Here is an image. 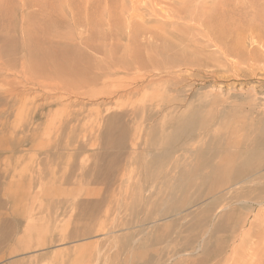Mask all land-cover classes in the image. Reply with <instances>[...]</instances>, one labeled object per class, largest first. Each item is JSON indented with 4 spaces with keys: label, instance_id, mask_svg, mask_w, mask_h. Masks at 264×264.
I'll return each mask as SVG.
<instances>
[{
    "label": "rangeland",
    "instance_id": "rangeland-1",
    "mask_svg": "<svg viewBox=\"0 0 264 264\" xmlns=\"http://www.w3.org/2000/svg\"><path fill=\"white\" fill-rule=\"evenodd\" d=\"M177 1L0 0V98L9 95L12 103H15L10 109V116L3 115L2 120L0 119V159L8 162L1 165L2 169L7 170L2 173L3 176L7 174L2 184L7 193H3L1 197L5 200L7 197L19 200L23 198V228L26 231V234L24 231L20 233L23 243L16 234L7 240L0 236V264H146L131 252L120 250L121 240L126 235L136 239L145 236L152 240L159 238L157 247L164 249L165 254H173L175 249L181 248V243L178 244L177 240L185 239L188 234L185 229L191 223L190 219L182 221V227L170 224L167 227L154 228L146 225L145 232H140L142 226L128 228L125 225L136 219L131 206L135 204L134 209H141L148 202L146 209L149 208L151 203L146 200L147 196L158 192L151 172L166 169L168 161L176 158L173 155L163 161L165 168H160V164L154 168L145 165L152 160L146 145L151 140L146 138L145 133L155 128L160 132L161 127L170 129V125L163 120L162 114L156 117L157 120L151 121L143 113L173 107H178L179 112L186 111L189 103L198 104L211 94L221 95L224 100L257 95L264 101V79L262 80L263 74L260 70L264 69V14L261 13L264 10V0H250L258 8L252 9L261 13L258 20L256 18L255 22L249 21L256 24L257 33L260 34V38L256 39H260L262 43L258 45L250 40L247 46L255 48L252 55L259 62L253 64V67L235 62L236 67L230 71L231 76L223 80L214 76L216 67L214 68L213 61L202 52L205 47L198 42L194 27L182 28V25L177 24L178 21L173 25L172 21L176 20L169 13L177 6ZM236 1L230 0L231 4L228 0L224 1L229 5L228 10H231L228 13L239 7V2ZM197 4L202 7L203 2ZM226 5L217 14L224 16L227 13L224 12ZM193 60L203 61L206 65H189ZM174 62H178L180 67H174ZM147 65L149 69H146ZM46 68L54 70L52 76L45 73L49 72ZM237 69H240L239 75L234 72ZM9 93H14V96ZM217 109L216 113L219 109L224 112L222 106ZM40 113H43L42 118L34 121ZM114 116L122 117L118 122L121 123L119 127L130 132H127L123 145L108 148V139L104 137L107 136L104 132ZM217 127L218 124L213 129ZM23 128L26 132L30 130V137L35 136L28 145H24ZM122 134L123 131L117 128L113 136L116 139L122 137ZM224 137L225 134L219 132L216 143L212 138L213 144L218 146ZM55 139V160L41 164L46 159L48 145ZM185 140L182 139L179 143H184ZM191 143L196 145L197 141ZM247 148L246 140L242 139L232 150L244 153ZM20 157H24V160ZM113 159L116 160L115 163H111ZM16 160L19 162H15ZM184 160L183 157L181 161ZM241 160L239 158L238 163ZM258 160L254 157L251 163ZM51 170L55 173L54 178L50 175ZM39 173L43 178L36 181L33 179L34 175ZM12 174H15V178ZM98 175H101L100 179ZM50 179L56 183L54 190L59 189L60 199L63 196L66 199V192L60 190L61 187H65L67 192L73 191L72 198L67 202L51 205L50 199L48 200L52 195L49 187L54 182ZM109 185L112 189L116 187L114 193L117 195V199L110 203V216L91 222L77 206L78 199L82 197V192L85 195L92 187H103L107 190ZM138 191H142V194H138ZM188 192L187 194L191 193ZM225 195L227 191H220L216 199L219 200ZM253 195L250 198H247V194L237 198H225L219 203L221 207L224 203L228 206L226 213L229 214L228 220L231 219V223L234 218L247 220V230L243 232H249V236H245H248L247 241L250 240L251 243L257 240L256 235L259 232L264 235V203L258 205L256 200L257 197L264 199V180ZM131 201L135 203L132 204ZM176 201L178 200L167 199L163 202L164 205L158 204L157 209L162 211L166 209V204ZM106 206L108 205L105 208ZM188 210L195 211V208L189 207ZM163 217L164 222H171L175 218L172 213ZM258 220L261 224L257 223ZM141 223L142 220L139 224ZM82 231L87 234L83 235ZM219 234L226 235L228 231ZM165 242L169 244L164 248ZM242 242L232 243V247ZM249 242L244 241L240 251L235 254L239 260L246 256V252H249V256L254 253V245ZM19 245L23 247L19 248ZM18 249L20 251L17 252ZM229 252L231 254V249ZM157 257L158 253L147 264H151V261L156 263ZM195 257L196 255L191 258ZM178 260H174L172 264L185 263L180 262V258Z\"/></svg>",
    "mask_w": 264,
    "mask_h": 264
},
{
    "label": "bare ground",
    "instance_id": "bare-ground-1",
    "mask_svg": "<svg viewBox=\"0 0 264 264\" xmlns=\"http://www.w3.org/2000/svg\"><path fill=\"white\" fill-rule=\"evenodd\" d=\"M224 1L225 0L223 1L222 0H178L176 2L177 6L172 8V10L169 13V15H171L176 20V21H172L173 25L176 24V22L178 21L177 24H179L180 26L182 25V28L186 26L194 27L198 42L203 44V46L205 47L204 49L201 48L202 52L205 53L206 58H209L210 60L213 61L212 64H214L213 65L214 68L216 67L214 69V76L216 77V79L218 78V80L220 79L223 80L224 78H229L231 76L230 71L233 70L234 67H236V65L234 66L235 62L245 63V65L247 66L250 65V67H253V64H257L256 62H259V59L256 58L255 55H252L253 52L255 51V48H250L247 45L250 40L257 44L262 43L260 39H256L257 37L260 38L259 36L260 34L257 33V27L255 26L256 24L250 21L255 22L256 18L259 15H261L262 12L264 14V10H263L264 6L261 4L263 6L262 7L263 11H261V13L260 12L258 13L259 10L254 11L252 9V7L254 9H258L256 7L257 5L254 4V2H251L250 0H237L236 2H239L238 3L239 7H235L234 6L235 4L234 5L232 4L233 7H235L236 9H232V12L228 13L231 10H228L229 5H226ZM229 1L230 0H228V3L231 4L232 2ZM199 2H203L202 7L198 6L197 3ZM225 5L227 7L224 12L227 13L226 14L224 13L225 14V15L223 14L224 16H220L219 13L217 14V11L220 8H225L224 7ZM258 5H260V3ZM251 9L254 11L253 14L251 13L252 12ZM262 18L263 15L261 16V19ZM179 21H182V23H179ZM230 59H235L236 61H232ZM230 61L232 63H230ZM168 62L169 61L167 60V63ZM190 63H193L192 64L193 66L194 64L196 66L206 65V63L200 60L190 61L189 65ZM174 65H175L174 67H177L176 65L179 64L178 62L177 63L174 62ZM183 65L185 66L186 63ZM136 67L139 68V66ZM186 67H188V65ZM46 69L49 70L48 68ZM146 69H149L148 65L146 66ZM237 70L238 71H234V72H237V74L239 75L241 73L240 69ZM260 70L263 74L262 77L263 80L264 69L260 68ZM43 71L44 70H42V73ZM250 71L254 73V71L252 70ZM52 72H54V70L50 69L49 72H45V73L47 74L49 73L50 74L49 76H52L51 75L53 74ZM46 77L48 76L46 75ZM262 88H264V86ZM229 90H231V88H229ZM14 93H12L13 95H11V93L9 94L10 96H14ZM228 95L230 96L231 94L229 93ZM222 99L223 97H221V95L211 94L208 98H205L203 101H200V103L198 104H195L193 102L189 103L186 111L179 112L178 107H173L172 109L161 108L160 110L155 112L153 109V111L146 112V114L143 113L146 119H149L151 121L152 119L157 120L156 117L162 114L161 116L164 117L163 120H165L170 125V129H167L165 125L166 128L161 127L160 132L158 128H155L148 130L145 133L147 136L146 138H149V140H151L146 145L149 148L148 150L149 154L152 156L151 162L146 163L145 161L146 163L145 165L150 168H154L157 167V164H160L161 165L160 168H161L163 166L162 165L163 161L169 159L173 155H176V158H171L168 161L166 169L151 172V176L156 182L154 184L158 186L157 187L158 192H156V194L151 193L149 194V196H147L146 200H148L151 203V206L147 209H146V207H148L147 201H146L147 202L146 207L142 206L141 209L138 208L134 209L135 202L131 201V203L134 204L133 205L134 207L131 206L133 208L132 214L134 217L136 216V219L134 221L132 220L131 222L125 223V225L128 228L142 226L140 232H145L146 225H149L150 227H154V228L167 227L170 224L175 226L181 225L180 227H182L184 224V223L182 224V221H184L185 219H190L191 223L185 229V231L188 232L185 239L182 241L177 240L178 244L181 243L180 246L182 249L181 248L175 249L173 254H171L170 252L165 254V252L163 251L164 249L160 250V248L157 247V244L159 243L160 240L159 238H155L154 240H152L150 238H146V236L144 238L142 237L139 239H136L134 236L133 237L130 236V238L128 237L129 235H126V237L124 236L120 243L121 244L120 250L131 252L133 256H136L137 259H140L139 261L146 264L148 263V260H152L153 259L152 257H154V255L157 253H158V257L156 259L157 261L155 260L156 263L152 262L153 261L152 260L151 264H172L174 260L179 261L178 260L179 258L181 259L180 262L182 261L185 262L184 264H264V235H262L261 232H259V234L256 235L257 237L256 241H253L252 243L249 242L250 240L247 241L249 232H247V234L243 232L246 229L247 220H242L241 218L240 219L234 218L231 223L229 221L231 219L228 220L229 214L226 213V209L228 208V206L226 205V203L224 204L221 203L222 207L219 204L221 200L224 201L225 198H232V197L237 198L240 195L242 196L247 194L249 196L247 198H250L251 197L250 195H253L254 191L258 189L259 184L262 182V180H264V108H263L264 101L262 98L258 97L257 95L254 97L253 96L234 97L233 99L231 98L232 100L231 99L222 100ZM0 103L2 105L0 106L1 108L0 119H1L3 115L8 116L9 113L12 112V110L10 109L14 107L15 103L14 102L12 103V97H9V95L2 96V98H0ZM219 106L223 107L222 110H224V112L220 111V109L219 112L217 113L215 112V110H218L217 107ZM36 116L37 117L34 119V121L36 119L39 120L40 118H42L43 113H40L39 115ZM121 119L122 117L120 118V116L117 117L114 116L109 120V125L106 128V131L104 132V134L107 135L104 137L108 139L107 140L108 142L106 141L108 143L107 144L108 148H113L119 144L123 145V140L124 138H126L125 136L127 132H130L126 130L124 127L122 128L119 127L121 123L119 124L118 122L121 121ZM9 121L10 120H8V122ZM161 124L160 126H163ZM217 124L218 127L213 129V126L216 127ZM12 125L13 124H11V126ZM4 127H6L5 124ZM117 128L123 131V134L122 137L115 139L113 135L115 130H117ZM10 129L9 131H12ZM70 129L72 130V127ZM22 131L24 137L22 138L25 142L24 145L30 144L35 136L30 137V135H28V133H30V130L26 132L25 128H23ZM219 132L224 133L225 137L224 140L221 142V144L218 143L219 145L217 146V144L214 145L213 142L214 143L217 142V138L219 137ZM159 134L161 136H159ZM212 138H213V142H212ZM56 139L54 140L53 143L50 144L48 141L47 145L48 144L49 145L47 149L48 150L47 156L44 162L41 161V164L44 163L47 164L48 162H53L55 160L56 158L55 148L57 145ZM182 139H186V140L184 141V143H179L182 142ZM242 139L246 140L248 148L244 153L243 152L241 153L239 151H238L239 153L234 152V150L232 149L233 148L235 149L237 147V144L240 143ZM191 141H197V144L195 145L191 143ZM209 142L212 143L209 144ZM68 144L69 143H67V146ZM241 149L240 151L244 150ZM143 156L145 157V155ZM179 157L181 158L179 159ZM183 157L185 158V160L181 161ZM254 157H257L259 160L255 163L253 162L251 163V159H253ZM20 158L24 160V157L23 158L20 157ZM216 158H218L219 161H216L217 160ZM239 158H242V160L239 161L238 163ZM1 159H0V236L3 238V240H7L9 237H12L14 234H16V236H20L19 241L23 243V237H21L20 234L21 231L23 232L25 230L23 228V223H24L23 222L24 214L22 212L24 211V209H22L23 198L19 200L14 197H7L8 199L5 200L3 199V197H1L3 193L4 194L7 193L6 189L4 190L3 188L4 186L2 185L5 182L4 176H7V174L3 176L2 173L7 170L2 169L1 165L5 163L8 164V162H6L4 159L3 161ZM19 160H16L15 162L17 161L19 162ZM112 161L113 162L111 163L116 162L115 159H113ZM49 165L52 167L51 164ZM162 168L165 167L163 166ZM99 171L100 170H98V172ZM50 175L52 178L55 177V176L53 177L55 173L52 170L50 171ZM11 176L15 178L14 177L15 174L14 175L12 174ZM100 177L101 175H98L99 179ZM42 178H43L42 174L39 173L38 175H34L33 179H35L36 181H40ZM99 179L98 181H100ZM50 181L54 182L51 179ZM55 184H56L55 182L54 184L51 183L49 187L50 193L52 194L51 197L48 198V200L50 199V204L55 205L58 202L69 201L74 195L73 191L67 192L65 187L63 188L61 187L62 189L60 188V190L62 191L64 190L66 192L65 193L66 199L64 198V196L62 197V199H60L59 189H57L58 191L54 190V188H56L54 186ZM113 189L111 188V185H109L107 187V190L104 189L103 187H96V188L92 187L91 190L87 192L85 195H83L82 192V197L81 198L79 197L81 200L78 199V204L76 203L77 206H79L81 213L85 215L87 219L90 220L91 222L97 221L99 218H102L104 220V218L109 217L110 212L112 210L110 203H112L113 201H115V199H117V195L116 193H114L116 187ZM143 189L144 188H142L141 190ZM188 191H191V193L187 194L189 193ZM220 191H227V195L221 196L220 199L217 200L216 198L218 197V193ZM141 192L138 191L137 193L139 194ZM133 199L135 198L133 197ZM167 199H176L178 201L174 202L173 204L165 203L166 209L161 208L162 211H160V208L157 209V205L158 204H160V206L164 205L163 202ZM156 200L158 201L160 200V202H157ZM256 200L258 205H262L264 203V199L263 198L261 199V197L260 198L257 197ZM105 205L108 206H106L105 208ZM154 205L156 206L153 207ZM189 207L191 209L195 208V211L192 210L191 212H189L188 210ZM132 208H130V210ZM196 211H198L196 213V216H193V214ZM168 213L174 214L175 218L171 222H168L169 220L168 221L166 220L167 222H164L163 216L166 214L168 215ZM141 220L143 223L139 224ZM28 222L30 221L28 220ZM252 222L254 223V221ZM257 223H260L259 220ZM87 230H90V228H88ZM225 231H228V234L226 235L219 234ZM25 232L26 231H24L23 233ZM29 232L31 233V231ZM82 234L85 235L87 233L85 231H82ZM157 234L159 233L157 232ZM242 236H244L243 242L241 240ZM130 241H131V245L129 246ZM237 241L238 242L241 241L242 243L240 245L237 244V246H235L236 245L235 244L232 247V243L234 244ZM244 241L254 245L253 246L254 253H252V255L249 256L248 255L249 252H246L247 253V254L245 253L246 256L245 255H244L245 257L240 256L242 260H239L240 258L235 254L237 253L238 250L240 251L241 245L244 243ZM169 242L171 243L172 240H170ZM169 242H165L164 248L168 246ZM22 247L23 246L19 248ZM227 248H229V250H226ZM230 249L232 251L231 254L229 252ZM18 251H20V249H18L17 252ZM227 253H229L230 255H227ZM194 255H196V257L194 259L191 258ZM99 258H100V254H99Z\"/></svg>",
    "mask_w": 264,
    "mask_h": 264
}]
</instances>
